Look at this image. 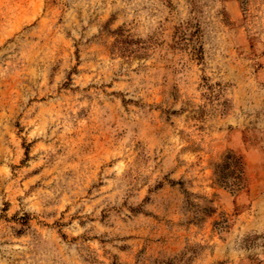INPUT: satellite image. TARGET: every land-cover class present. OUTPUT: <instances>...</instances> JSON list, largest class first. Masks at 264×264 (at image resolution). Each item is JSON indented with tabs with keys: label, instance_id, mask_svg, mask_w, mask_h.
<instances>
[{
	"label": "rangeland",
	"instance_id": "rangeland-1",
	"mask_svg": "<svg viewBox=\"0 0 264 264\" xmlns=\"http://www.w3.org/2000/svg\"><path fill=\"white\" fill-rule=\"evenodd\" d=\"M0 264H264V0H0Z\"/></svg>",
	"mask_w": 264,
	"mask_h": 264
}]
</instances>
